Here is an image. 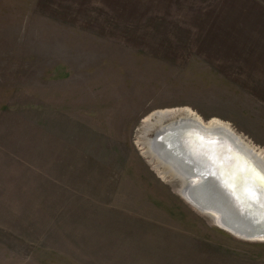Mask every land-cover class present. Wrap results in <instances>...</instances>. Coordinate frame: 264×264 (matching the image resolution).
<instances>
[{
    "label": "rangeland",
    "instance_id": "rangeland-1",
    "mask_svg": "<svg viewBox=\"0 0 264 264\" xmlns=\"http://www.w3.org/2000/svg\"><path fill=\"white\" fill-rule=\"evenodd\" d=\"M182 108L264 154V0H0V264H264L143 156Z\"/></svg>",
    "mask_w": 264,
    "mask_h": 264
},
{
    "label": "bare ground",
    "instance_id": "bare-ground-1",
    "mask_svg": "<svg viewBox=\"0 0 264 264\" xmlns=\"http://www.w3.org/2000/svg\"><path fill=\"white\" fill-rule=\"evenodd\" d=\"M180 112L176 114L175 111H159L156 113H152L143 121L144 125H142V130L144 134L151 133V137L144 138L141 143H138L140 150L156 171L157 175L162 180H175L177 177H181L174 170V166L171 162L172 159L167 158L164 154L165 160L158 161L153 157L155 155L154 151H152V141H153V133L156 135L160 134L163 130L168 129L172 124L176 123L178 120L186 121L187 123H195L203 127L205 132H198L195 128H192L191 132L187 138L189 146L192 150V153H196V151L200 152L201 155H205L216 168L219 170V174L222 176L223 180H226L229 187H233L235 190L240 192V188L247 190L248 188L251 190L257 189L255 192L259 194L256 196L259 200L256 201L255 209H258V213L255 210V213L258 217L255 216L256 219H264L263 213L260 211H264V154L257 150V147L245 142L231 127L224 122H221L217 119H212L210 121H203L197 114L193 113L189 108H182L179 110ZM170 119L169 122L166 120ZM167 122V123H166ZM210 133H214L213 135ZM199 153V154H200ZM253 159L251 162L250 159ZM165 164V166L161 165ZM167 165V166H166ZM173 166V167H172ZM182 178V177H181ZM180 178V179H181ZM192 182L189 184L195 185V183H199L200 180L196 178L189 179ZM186 180L182 183L181 187L178 188L177 192L179 196L195 211H197L190 201L187 198L182 196V190L186 187ZM237 185V186H236ZM197 191V189H196ZM252 192V191H251ZM237 193V192H236ZM254 208V207H253ZM199 212V211H197ZM203 212V211H202ZM200 214L206 216L213 225L219 230L226 232L233 237L245 240V241H253V242H264V235L261 236H253L257 234H253V232H261L264 234V226L262 229H257V231H253L252 235L243 234V231H233L224 223V221L219 220V215L212 211L206 210L205 212ZM261 221V220H260ZM263 222V221H262Z\"/></svg>",
    "mask_w": 264,
    "mask_h": 264
},
{
    "label": "water",
    "instance_id": "water-1",
    "mask_svg": "<svg viewBox=\"0 0 264 264\" xmlns=\"http://www.w3.org/2000/svg\"><path fill=\"white\" fill-rule=\"evenodd\" d=\"M192 128L200 133H206L200 125L183 120H178L160 134L153 133L151 147L155 153L153 157L163 162V160L166 161L164 154L174 161V163L171 162L175 167L174 170L176 169L175 171L182 177H177L176 184L180 188L182 183L187 181L181 193L197 211L201 213L206 210L212 211L219 215V220L224 221L230 230L243 231V234L251 236L253 231L262 229L264 226V219L260 221L255 218V216L258 217L257 214H253L257 209H255L256 201L259 200L256 197L259 194L255 192L257 189L240 188V192L237 190H235L237 193L233 192L234 188L229 187L227 181L223 180L213 162L205 155H201L199 151L192 153V149L187 146L189 143L187 137L192 133ZM252 160L251 158L250 161L253 162ZM192 177L199 179L200 182L195 185L189 184L192 182L189 180ZM256 212L258 213V209ZM260 212L264 215V211ZM253 234H257L253 236L264 235L260 231Z\"/></svg>",
    "mask_w": 264,
    "mask_h": 264
}]
</instances>
